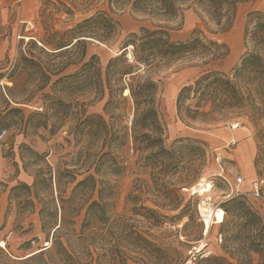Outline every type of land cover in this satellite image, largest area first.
<instances>
[{"label":"trees","instance_id":"obj_1","mask_svg":"<svg viewBox=\"0 0 264 264\" xmlns=\"http://www.w3.org/2000/svg\"><path fill=\"white\" fill-rule=\"evenodd\" d=\"M243 1L253 0H106L111 11L128 8L163 22L179 16L184 8H192L200 22L205 27L213 26L218 34L230 29L235 7ZM118 35V23L108 14L97 12L68 31L54 32L38 40L40 46L30 40L10 77L6 78L11 87L3 89L8 92L10 104L43 106L42 114H29L25 126L33 130L42 128L55 135L71 123L67 135L76 143L86 144L88 158L87 176L74 187L83 188L81 200L87 205L83 214L64 208L52 213L39 210L40 232L49 245L26 255L19 264H127L144 258L153 247L147 234L122 223L114 212L115 186L110 179L124 172L125 162L120 151L129 144L145 162L156 165L162 178L169 167L171 174L177 172V155L181 149L192 147V143L203 146L199 141L185 139L176 140V146L171 149L164 147L156 107L158 81L154 76L185 59H196L202 66L213 67L226 57L227 47L216 39H207L198 30L184 42H173L164 27L152 26L129 33L104 68L96 55H87L90 43L110 47ZM242 39L244 52L229 73L222 74L213 68L203 70L192 84L178 91L175 111L178 120L186 126L247 119L257 131L256 167L264 155V14L247 15ZM70 67L76 70L66 73ZM22 76L29 82L21 85L18 95L12 94ZM125 90L127 96H124ZM88 92L106 96L102 114L86 115L84 110L69 112L78 106L75 98ZM128 102L132 111L129 126ZM11 113L22 114V111L10 108L6 115ZM33 117L38 120L30 121ZM8 125L0 122V128ZM191 180L180 183L188 185ZM36 184L35 180L32 188ZM19 189L30 194V189L23 184L11 191ZM69 199L74 200V196ZM60 202L65 201L60 199ZM223 211L232 221L244 222L247 229L242 233L246 235L238 242L233 241L236 237L224 240L223 252L227 256H207L197 264H253V253L259 257L257 264H264V220L245 205L241 196L231 197L224 203ZM80 215L82 220L77 229L75 219Z\"/></svg>","mask_w":264,"mask_h":264},{"label":"rangeland","instance_id":"obj_2","mask_svg":"<svg viewBox=\"0 0 264 264\" xmlns=\"http://www.w3.org/2000/svg\"><path fill=\"white\" fill-rule=\"evenodd\" d=\"M97 12L108 14L119 25V35L110 47L97 42L87 45V55H96L102 68L118 52L126 36L140 27H164L173 42H184L198 30L207 39H216L227 47L226 57L213 67L202 66L196 59H185L154 76L158 81L156 107L164 147L171 149L176 146V140L185 139L199 141L203 146L192 143V147L181 149L177 155V172L171 174L169 167L161 178L156 165L145 162L128 144L120 151L125 162L124 172L110 179L115 186V214L122 223L147 234L153 245L144 258L130 260L127 264H197L207 256H227L223 252L224 240L236 237L233 241H241L246 235L242 232L247 229L242 220L232 221L223 211L224 203L233 197L231 190L238 178H243L238 196L264 220V155L254 166L259 146L257 131L244 117L186 126L176 117L175 99L178 91L192 84L203 70L213 68L222 74L229 73L244 52L242 37L247 15L251 12L264 14V0L238 3L231 27L224 34L216 33L211 25L205 27L192 8H184L179 16L163 22L133 13L128 8L111 11L106 0H0V122L9 124L7 128H0V133L5 132L0 138V264H19L26 255L48 247L49 243L40 232L39 210L52 213L64 208L83 214L87 206L81 200L83 188H74L87 176L86 144L76 143L67 135L71 123L55 135L42 128L33 130L25 126L29 114H42L43 106L40 103L10 104L8 92L3 89L11 87L6 78L10 77L30 40L37 42L54 32L68 31ZM37 46H40L38 42ZM128 54L130 48L127 50L130 59ZM75 70L70 67L65 72ZM27 82L26 76L19 77L17 89L12 94L18 95L21 85ZM75 100L78 106L69 112L84 110L86 115H100L106 96L88 92ZM10 108H18L22 114L6 115ZM126 108L129 126L132 117L129 102ZM37 120L30 118L32 122ZM235 125L236 130H233ZM188 178L193 179L190 184L180 183ZM35 180L37 184L32 188ZM258 180L263 181L258 189L260 197L255 195L253 188ZM22 184L30 189V194L24 189L11 191ZM209 184L210 191L203 196L193 193ZM71 195L74 196L72 201ZM60 199L65 202L61 203ZM202 205L213 212L220 209L224 213L220 220L213 218L206 235L198 210ZM81 220L82 215L75 219L77 229ZM34 238L36 240L30 242ZM26 242L30 244L25 246ZM252 259L253 264H257L259 257L253 253Z\"/></svg>","mask_w":264,"mask_h":264},{"label":"bare ground","instance_id":"obj_3","mask_svg":"<svg viewBox=\"0 0 264 264\" xmlns=\"http://www.w3.org/2000/svg\"><path fill=\"white\" fill-rule=\"evenodd\" d=\"M28 40V39H27ZM128 57H130V54H128ZM128 94V91L125 90L124 91V96H127ZM233 130H236V125L233 126ZM210 184L209 185H206V186H203V187H200L199 189L193 191L194 194H198L200 196H203L204 194L208 193L210 191ZM203 206V207H202ZM202 206H199L198 210H199V213H200V217L202 218V223L204 225V234L206 235L209 230H210V227L211 225L213 224V218H217L218 220L222 219L223 217V213L220 209H217L216 212H213V210L211 208H206L204 207L205 205H202ZM203 247V244H201L199 246V249L201 250V248ZM198 249V250H199Z\"/></svg>","mask_w":264,"mask_h":264},{"label":"built area","instance_id":"obj_4","mask_svg":"<svg viewBox=\"0 0 264 264\" xmlns=\"http://www.w3.org/2000/svg\"><path fill=\"white\" fill-rule=\"evenodd\" d=\"M4 134H5L4 131L1 132V133H0V138H1ZM242 182H243V178H238V179L236 180V182H235V184H234V186H233V190H231L232 196H238V195L241 194L239 187H240V185H241ZM262 185H263V181H262V180H258V181H256V182L254 183V185H253L254 192H255V195H256L257 197H260V195L258 194V189H259ZM262 200L264 201V198H262ZM207 201H209V198L207 199ZM198 208H199V207H198ZM188 264H190V263H188ZM192 264H194V263H192Z\"/></svg>","mask_w":264,"mask_h":264},{"label":"water","instance_id":"obj_5","mask_svg":"<svg viewBox=\"0 0 264 264\" xmlns=\"http://www.w3.org/2000/svg\"><path fill=\"white\" fill-rule=\"evenodd\" d=\"M128 49H126V51H127Z\"/></svg>","mask_w":264,"mask_h":264}]
</instances>
